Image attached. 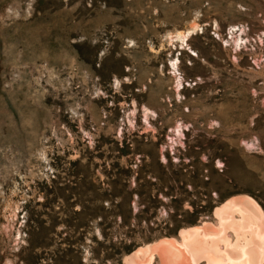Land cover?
<instances>
[{
  "label": "rangeland",
  "instance_id": "1",
  "mask_svg": "<svg viewBox=\"0 0 264 264\" xmlns=\"http://www.w3.org/2000/svg\"><path fill=\"white\" fill-rule=\"evenodd\" d=\"M242 194L264 0H0V264H124Z\"/></svg>",
  "mask_w": 264,
  "mask_h": 264
},
{
  "label": "bare ground",
  "instance_id": "2",
  "mask_svg": "<svg viewBox=\"0 0 264 264\" xmlns=\"http://www.w3.org/2000/svg\"><path fill=\"white\" fill-rule=\"evenodd\" d=\"M192 30L171 37L188 45ZM178 86L184 89L183 83ZM183 131L177 128L180 135ZM214 216L215 225L203 222L181 228L179 238L165 237L140 246L124 257V264H154L156 257L159 264H264V211L253 197H230L215 208Z\"/></svg>",
  "mask_w": 264,
  "mask_h": 264
},
{
  "label": "crops",
  "instance_id": "3",
  "mask_svg": "<svg viewBox=\"0 0 264 264\" xmlns=\"http://www.w3.org/2000/svg\"><path fill=\"white\" fill-rule=\"evenodd\" d=\"M225 201H226V200H225ZM223 203H224V202H223ZM223 203H222V204H223ZM222 204H221V205H222ZM221 205H219V206H221ZM219 206H217V207H219ZM215 208H216V207H215ZM214 210H215V209H214ZM213 216H214V211H213ZM214 217H215V216H214ZM203 222H209V223H211V224H213V225L216 224V223L214 224L213 222L208 221V220H207V221H203ZM203 222H202V223H203ZM202 223H201V224H202ZM201 224H199V225H201ZM193 226H194V225H193ZM189 227H191V226H189Z\"/></svg>",
  "mask_w": 264,
  "mask_h": 264
}]
</instances>
